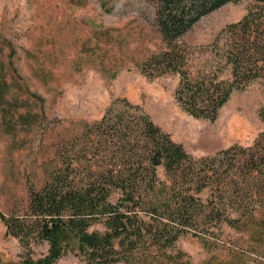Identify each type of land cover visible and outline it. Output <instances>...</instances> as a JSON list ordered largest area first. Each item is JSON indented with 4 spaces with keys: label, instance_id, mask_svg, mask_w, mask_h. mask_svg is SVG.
Instances as JSON below:
<instances>
[{
    "label": "trees",
    "instance_id": "obj_1",
    "mask_svg": "<svg viewBox=\"0 0 264 264\" xmlns=\"http://www.w3.org/2000/svg\"><path fill=\"white\" fill-rule=\"evenodd\" d=\"M153 1L165 45L140 72L175 73V99L186 113L215 120L234 91L264 84V0L201 44L185 42L187 30L239 0ZM195 50L210 53L196 67ZM258 116L264 121V104ZM63 140L44 163L45 182L28 181L25 207L0 210L6 233L28 252L32 241L48 243L47 253L20 264H50L66 250L83 264H141L184 235L214 236L221 222L233 226L264 207V130L247 145L195 156L123 98L121 108L108 106Z\"/></svg>",
    "mask_w": 264,
    "mask_h": 264
},
{
    "label": "rangeland",
    "instance_id": "obj_2",
    "mask_svg": "<svg viewBox=\"0 0 264 264\" xmlns=\"http://www.w3.org/2000/svg\"><path fill=\"white\" fill-rule=\"evenodd\" d=\"M153 4V0H0L1 211L23 209L28 181L36 187L45 182L44 163L55 156L63 139L75 136L83 123L100 119L108 106L121 108L123 98L141 106L195 156L232 143L247 145L264 130L258 116L264 104L260 80L234 91L211 120L194 117L178 104L175 73L140 72L144 58L165 45ZM253 4L229 1L200 16L184 41H211ZM209 54L195 50L194 67ZM232 122L230 131L227 125ZM215 233L184 235L141 264H264V207L233 226L221 222ZM65 238L75 247L73 238ZM47 249L46 241H32L28 252L0 221V264H20L24 256L35 258ZM50 264L83 263L66 250Z\"/></svg>",
    "mask_w": 264,
    "mask_h": 264
},
{
    "label": "bare ground",
    "instance_id": "obj_3",
    "mask_svg": "<svg viewBox=\"0 0 264 264\" xmlns=\"http://www.w3.org/2000/svg\"><path fill=\"white\" fill-rule=\"evenodd\" d=\"M233 127H234V123L233 122L232 123H229L227 125V128H229L230 131L232 130Z\"/></svg>",
    "mask_w": 264,
    "mask_h": 264
}]
</instances>
